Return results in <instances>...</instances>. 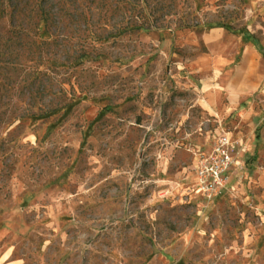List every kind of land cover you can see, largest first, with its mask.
<instances>
[{
	"label": "rangeland",
	"instance_id": "374dc122",
	"mask_svg": "<svg viewBox=\"0 0 264 264\" xmlns=\"http://www.w3.org/2000/svg\"><path fill=\"white\" fill-rule=\"evenodd\" d=\"M4 1L0 264H264V0Z\"/></svg>",
	"mask_w": 264,
	"mask_h": 264
},
{
	"label": "built area",
	"instance_id": "2783aa9c",
	"mask_svg": "<svg viewBox=\"0 0 264 264\" xmlns=\"http://www.w3.org/2000/svg\"><path fill=\"white\" fill-rule=\"evenodd\" d=\"M238 143L220 140L214 152L197 167V182L208 195L215 194L223 187V176L233 166Z\"/></svg>",
	"mask_w": 264,
	"mask_h": 264
},
{
	"label": "trees",
	"instance_id": "16d2710c",
	"mask_svg": "<svg viewBox=\"0 0 264 264\" xmlns=\"http://www.w3.org/2000/svg\"><path fill=\"white\" fill-rule=\"evenodd\" d=\"M5 1L9 5L11 13H17V11L21 12V10L18 9L19 0H5ZM51 1L52 0H38L36 3H34L32 7H30L27 10L28 23H31L34 25L36 24V26H37V23H40V24L43 23L47 31L50 32L51 30H55L57 28V23L60 21L59 19L62 18V9H58V7H60V4H57V5L51 4V6H49V2ZM56 1H58V3H61L62 5V3L65 0H56ZM4 2L1 3L2 6ZM54 8H56L55 11H54ZM154 14L155 12L151 11L150 16H153L154 18L155 16ZM70 16L72 17V15ZM142 17L144 19L147 18V16L145 15H143ZM36 36H38L37 32H36ZM32 44L38 48H43V47L47 48L51 45L47 41H42L41 43H37L33 39H32Z\"/></svg>",
	"mask_w": 264,
	"mask_h": 264
}]
</instances>
